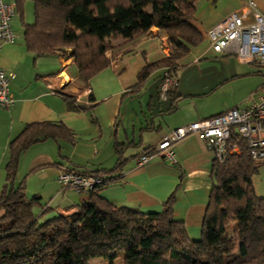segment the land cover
Here are the masks:
<instances>
[{
	"label": "crops",
	"instance_id": "1",
	"mask_svg": "<svg viewBox=\"0 0 264 264\" xmlns=\"http://www.w3.org/2000/svg\"><path fill=\"white\" fill-rule=\"evenodd\" d=\"M247 1L194 3V25L202 40L178 60L179 68L173 75L177 87L164 100L158 96L163 69L153 70L136 86L137 74L145 65L169 55L167 38L156 28L125 51L113 56L107 52L108 67L85 84L79 81L71 57L59 53L36 57L24 46L22 27L11 25L15 42L0 49L1 69L14 74L9 83L14 105L0 109V193L9 142L26 125L62 124L71 132V141L47 138L19 157L13 185L22 183L26 197L37 198V214L47 206L43 219L68 216L89 201V194L61 188L57 182L61 169L102 174L121 163L118 179L97 194L117 207L143 213L161 211L171 197L173 219L184 224L190 240L198 241L214 183L213 156L203 141L195 134L176 141L172 146L175 166L154 158L139 167L136 160L144 149L156 146L176 128L258 101V69L236 61L233 55L213 56L206 36L223 18L242 11ZM253 1L256 11L264 16V0ZM206 60L208 64L203 63ZM76 105L79 110L73 108ZM251 185L255 195L264 198V158L257 162ZM234 228L229 227L227 232Z\"/></svg>",
	"mask_w": 264,
	"mask_h": 264
},
{
	"label": "trees",
	"instance_id": "2",
	"mask_svg": "<svg viewBox=\"0 0 264 264\" xmlns=\"http://www.w3.org/2000/svg\"><path fill=\"white\" fill-rule=\"evenodd\" d=\"M26 1L32 2L31 23L23 21ZM196 1L14 0L13 4L27 51L36 57L58 53L71 57L79 81L85 84L108 67L107 52L113 56L125 51L136 39L158 29L165 34L170 52L141 69L136 83L140 86L155 69L165 68L174 75L178 60L201 43L202 34L194 25ZM73 108L79 110L80 106ZM47 138L71 141L72 134L62 124H29L8 144L0 193V264H88L96 259L113 264L119 254L123 264L264 262V198L253 191L251 179L257 162L250 159L244 141L237 142L238 155L229 156L221 165L213 162L214 183L201 236L192 241L184 224L173 219L171 197L161 211L143 213L117 207L97 194L121 175V163L102 174L67 169L101 176L105 182L89 191V201L73 214L43 219L47 206L37 214V198L28 199L23 184H13L20 154ZM153 148L147 147L142 154Z\"/></svg>",
	"mask_w": 264,
	"mask_h": 264
},
{
	"label": "built area",
	"instance_id": "3",
	"mask_svg": "<svg viewBox=\"0 0 264 264\" xmlns=\"http://www.w3.org/2000/svg\"><path fill=\"white\" fill-rule=\"evenodd\" d=\"M14 4L0 0V49L4 44H13L15 35L11 29ZM209 48L217 56L233 55L239 62L252 64L261 75L259 97L255 103L245 107H233L219 115L197 120L176 128L165 135L149 154H142L136 160L143 166L154 158H160L172 166L177 165L173 144L179 139L195 134L212 153L213 162L223 164L229 156L238 155L237 142L247 144L250 159L259 162L264 158V16L256 11L253 0H248L240 12L232 13L206 32ZM14 74L4 72L0 67V109H10L14 99L9 92V83ZM177 81L167 69H163L158 96L165 99L175 90ZM234 140V142H230ZM57 182L63 189L87 194L105 180L98 175L81 174L61 169Z\"/></svg>",
	"mask_w": 264,
	"mask_h": 264
},
{
	"label": "rangeland",
	"instance_id": "4",
	"mask_svg": "<svg viewBox=\"0 0 264 264\" xmlns=\"http://www.w3.org/2000/svg\"><path fill=\"white\" fill-rule=\"evenodd\" d=\"M23 21L26 23H31L33 21V9H32V2L31 1H26L25 5H24ZM11 25L12 26L16 25L18 27V29H20L22 27L19 15L17 13H14V15H13L12 20H11ZM18 32H19V30H18ZM21 34H22V31H21ZM212 55L219 57V58L221 57V56H217L214 54H212ZM234 59L236 61H238L235 57H234ZM208 60L203 61V63L205 62L208 64V62H209ZM227 233H228L227 235H230L232 233V229H229ZM88 264H107V262L105 260H102V259H96V260H92V261L88 262ZM113 264H123V260H122L120 254L117 256V259L114 261Z\"/></svg>",
	"mask_w": 264,
	"mask_h": 264
}]
</instances>
